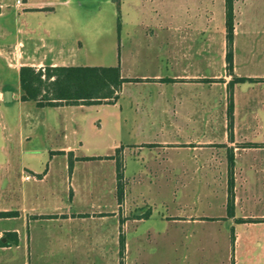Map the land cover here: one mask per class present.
Wrapping results in <instances>:
<instances>
[{"label":"crops","instance_id":"1","mask_svg":"<svg viewBox=\"0 0 264 264\" xmlns=\"http://www.w3.org/2000/svg\"><path fill=\"white\" fill-rule=\"evenodd\" d=\"M104 1L121 21L116 41L99 45L91 35L84 41L74 35L28 49L17 36L6 40L10 31L1 18L8 11L0 1V79L5 64L18 76L15 88L0 87L6 114L0 113V126L8 131H2L5 140L17 139L30 194L48 189L50 203V212L26 213L22 223L20 211L6 217L14 223L0 226V238L15 231L17 242L0 245V264H120L121 234L123 264H264V66L252 70V63L264 65V0H231V73L226 0H16L15 10H7L14 21L19 9L51 13L52 2L70 15L82 4L94 14ZM143 15H164V21ZM78 26L70 18L54 28ZM24 65L117 66L124 80L91 96L94 102L37 106L20 99ZM236 76L254 79L244 82L260 84L263 93L244 99L239 82L229 91ZM29 114L36 120L26 119ZM50 134L57 142L47 143ZM117 149L125 181L121 203ZM228 151L234 160L229 215ZM26 165L30 176L23 175ZM81 191L91 200L112 191V199L87 211Z\"/></svg>","mask_w":264,"mask_h":264},{"label":"rangeland","instance_id":"2","mask_svg":"<svg viewBox=\"0 0 264 264\" xmlns=\"http://www.w3.org/2000/svg\"><path fill=\"white\" fill-rule=\"evenodd\" d=\"M0 1L4 4L6 11H8L6 12V15L2 16V18L0 17L1 21L6 24V28L10 31L9 34H11L10 36L8 34V38L6 40H9L10 38L15 39V36H17L19 40L24 43L25 49L32 48L37 45L42 48V44H52L56 41L57 38H62V40L69 42V40L72 39L74 35H77V37L83 41L85 40L86 35H91V37H93L94 43L99 45H101V43L103 42L109 43L111 40L116 41L118 38V25L121 23V21L119 20L118 14L116 12H112L111 6L106 4L105 1L101 12L94 14L88 12L85 13L86 11L83 10V7L87 8V5L82 4L81 11L79 10L77 14L70 15L65 13L64 10L60 8L56 2H52V8L54 9H51V13L49 12V10H46V13H44V11L33 12L32 10L19 9V15L17 14L19 19H16V21L11 18L13 15L16 16L15 13L13 14L9 12V10H15L14 5L16 0ZM82 1L85 2V0ZM7 8H9V10H7ZM52 10H54L55 12H53ZM70 18H73L74 21L79 25L77 27L78 29H76L75 31L69 30L68 27L62 30L60 28H54L55 23H61L63 21L64 23H67L70 21ZM143 18H148V20H151L153 18V21H164V15H143ZM4 37L5 35L0 32V41ZM257 37L260 38L261 34H258ZM254 49L256 50L257 54H260L262 47L260 45H255ZM252 64L253 71L263 70V63L256 62ZM2 71L4 72V77L0 79V87L15 88V85L18 81L17 73L6 64L1 68V72ZM235 83L236 82H234L232 86ZM239 85L240 90L244 94H242L244 99L259 97L261 93H263V88H261L260 84H248L247 82L243 81L239 82ZM0 113H4V115H6L3 111H0ZM26 119L32 121L36 120L35 117L30 114L29 117H26ZM0 121L2 122V118H0ZM2 131L5 135L8 132L6 129L2 130L0 126V210L20 211L22 213L19 219L20 223H22L25 219L24 216L26 215V213L30 215L31 213H35L38 211L50 212V209H48V206L50 204L48 201V189L42 188L40 191L36 190L37 194L34 196V192L30 194L28 187L29 181H23L20 176L21 170L23 168L19 164L20 148L18 146L17 139L14 136H11L7 140H5ZM46 140L48 144H52L53 142H57L58 138L53 136V134H50L49 136H47ZM26 146L27 145L25 143L23 147ZM93 164L98 165L97 162H93ZM28 168V165H26L23 175L30 176L31 173ZM132 193L133 192H129V196L132 195ZM98 196L99 195L94 194L93 199L91 200L89 193L87 194V191H81L78 195V199L81 202V205L83 206L82 208L84 210H97V204L106 203L105 201L107 200V198L112 199V191L108 194V197H106V194L104 193L103 200L99 199L101 197L99 196L98 198ZM91 202H93V206H89ZM31 206H35L37 211H29V209L27 208H30ZM158 208L162 212L165 211L164 207ZM13 223V219L11 218L0 219V226H12Z\"/></svg>","mask_w":264,"mask_h":264},{"label":"trees","instance_id":"3","mask_svg":"<svg viewBox=\"0 0 264 264\" xmlns=\"http://www.w3.org/2000/svg\"><path fill=\"white\" fill-rule=\"evenodd\" d=\"M227 8L225 11V28H226V69L229 73L232 71V40H233V25L234 14L232 11L231 0H226ZM124 79L119 77L117 66L108 67H87V66H46L42 69H35L32 66L24 65L19 69V88L20 99L23 101H32L37 106H51L60 103H76L79 98H84V102H94L90 100L91 96H96L102 88L111 86L117 88ZM252 78L233 77L229 83V91L232 89L234 82L252 81ZM113 89L110 91L113 92ZM232 102L228 105V116L231 117ZM116 164V199L121 203L124 197L123 179V160L119 155V149L113 155ZM228 162V177H227V214H231L233 210L234 197V180H233V155L227 152ZM71 159H69V167ZM149 210V209H148ZM146 211L145 215H148ZM17 210H0V218L17 216ZM129 216H135L134 210L129 213ZM6 241L0 238V245L8 243L16 244L17 236L15 231L5 232ZM124 238L119 236V256L121 257L120 264H123Z\"/></svg>","mask_w":264,"mask_h":264},{"label":"water","instance_id":"4","mask_svg":"<svg viewBox=\"0 0 264 264\" xmlns=\"http://www.w3.org/2000/svg\"><path fill=\"white\" fill-rule=\"evenodd\" d=\"M11 91L10 90H5L4 93H3V98L5 101H10L11 97ZM5 240V238L3 237L2 238V241Z\"/></svg>","mask_w":264,"mask_h":264},{"label":"built area","instance_id":"5","mask_svg":"<svg viewBox=\"0 0 264 264\" xmlns=\"http://www.w3.org/2000/svg\"><path fill=\"white\" fill-rule=\"evenodd\" d=\"M18 1V0H17ZM28 177V176H27Z\"/></svg>","mask_w":264,"mask_h":264}]
</instances>
